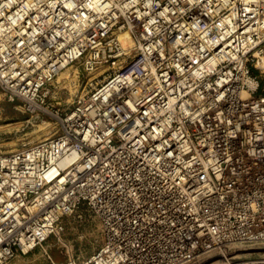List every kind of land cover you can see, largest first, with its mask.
Listing matches in <instances>:
<instances>
[{"label": "built area", "instance_id": "obj_1", "mask_svg": "<svg viewBox=\"0 0 264 264\" xmlns=\"http://www.w3.org/2000/svg\"><path fill=\"white\" fill-rule=\"evenodd\" d=\"M263 58L264 0H0V89L59 126L0 153V264L84 205L105 242L65 264H264ZM81 61L111 70L59 116Z\"/></svg>", "mask_w": 264, "mask_h": 264}, {"label": "rangeland", "instance_id": "obj_2", "mask_svg": "<svg viewBox=\"0 0 264 264\" xmlns=\"http://www.w3.org/2000/svg\"><path fill=\"white\" fill-rule=\"evenodd\" d=\"M259 68L263 70L254 67V71L261 76L264 90V58ZM110 70L102 67L89 72L82 61L65 69L49 86L47 103L50 110L59 116L70 113L77 100L92 92ZM58 130L55 118H32L19 102H10L0 89V153L28 148L56 136ZM59 228V234L49 238L42 247L27 255L18 254L9 264H65L71 258L83 261L104 245L101 220L86 205L65 216Z\"/></svg>", "mask_w": 264, "mask_h": 264}, {"label": "bare ground", "instance_id": "obj_3", "mask_svg": "<svg viewBox=\"0 0 264 264\" xmlns=\"http://www.w3.org/2000/svg\"><path fill=\"white\" fill-rule=\"evenodd\" d=\"M124 39H125L126 44L131 47L132 42H131L130 38L126 35Z\"/></svg>", "mask_w": 264, "mask_h": 264}]
</instances>
